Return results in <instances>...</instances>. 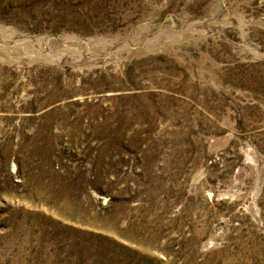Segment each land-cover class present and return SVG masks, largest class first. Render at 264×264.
I'll list each match as a JSON object with an SVG mask.
<instances>
[{"label":"rangeland","instance_id":"obj_1","mask_svg":"<svg viewBox=\"0 0 264 264\" xmlns=\"http://www.w3.org/2000/svg\"><path fill=\"white\" fill-rule=\"evenodd\" d=\"M0 264H264V0H0Z\"/></svg>","mask_w":264,"mask_h":264}]
</instances>
